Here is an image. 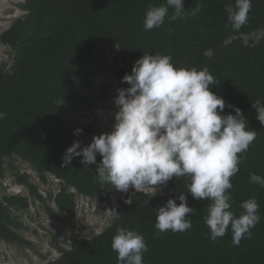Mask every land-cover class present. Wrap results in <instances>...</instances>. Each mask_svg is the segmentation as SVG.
Wrapping results in <instances>:
<instances>
[{
	"label": "trees",
	"instance_id": "obj_1",
	"mask_svg": "<svg viewBox=\"0 0 264 264\" xmlns=\"http://www.w3.org/2000/svg\"><path fill=\"white\" fill-rule=\"evenodd\" d=\"M164 2L23 0L19 4L23 15L0 33V44L11 57L0 62V111L6 113L0 120V181L10 173L31 196L43 201L28 174L16 170L13 160L19 159L42 182L48 174L59 181L54 203L60 211L74 212L76 194L110 202L104 197L110 188L98 182L95 165L83 166L75 157L71 165L61 167L65 149L74 140L86 146L96 129L70 116L106 99L108 84H94V75H111L127 88L121 78L130 74L133 63L144 52H159L170 55L177 67H207L218 81L210 90L238 107L248 127L256 131V139L242 154L239 172L231 178L230 192L237 215L241 203L255 196L260 222L239 246L232 244L231 230L212 241L204 222L209 201L194 200L187 193V177H173L153 197L148 189L117 197L114 216L99 235L71 238L69 248L42 264H118L111 248L117 227L144 236L148 246L144 264H264V187L249 182L252 173L264 177V113L252 107L258 99L264 102V0H252L248 22L238 31L232 30L225 10L234 0H184L189 11L198 3L203 8L186 20L166 17L161 27L146 31V11ZM251 35L258 38H244ZM105 49L116 52L112 64L103 63ZM228 113L234 111L225 107L222 115ZM77 128L82 132L74 135ZM179 194H186L189 206L196 209L190 216L192 228L157 235L153 210ZM27 199L0 195V241L28 244L17 232L21 223L13 215L14 209H27Z\"/></svg>",
	"mask_w": 264,
	"mask_h": 264
},
{
	"label": "clouds",
	"instance_id": "obj_2",
	"mask_svg": "<svg viewBox=\"0 0 264 264\" xmlns=\"http://www.w3.org/2000/svg\"><path fill=\"white\" fill-rule=\"evenodd\" d=\"M202 8L203 4L198 3L189 11L184 0H165L148 8L143 27L146 31L159 28L166 17L170 21L186 20ZM251 9L252 0H234V5H226L232 30L247 24ZM121 79L129 86L116 90L111 130L93 135L86 146L74 140L64 151L61 167H68L73 158L80 157L83 166H96L101 185L125 193L130 188H147L151 197L173 177H187V193L194 200L209 201L204 222L212 241L229 230L234 246L250 239L251 230L261 219L260 205L255 196L250 197L241 203L242 211L237 215L231 206L230 189L242 154L257 133L248 127L238 107L226 104L222 96L210 90L218 81L208 68L177 67L170 55L148 51ZM225 107L233 109L234 114L222 115ZM252 107L264 113V102L259 99ZM5 117L6 113L0 111V120ZM81 132L77 128L74 135ZM249 182L264 187V177L258 174H250ZM153 211L159 235L169 230H190V216L196 209L189 206L186 194H179ZM111 248L117 253L118 264H144L148 251L144 236L127 227L116 228Z\"/></svg>",
	"mask_w": 264,
	"mask_h": 264
},
{
	"label": "rangeland",
	"instance_id": "obj_3",
	"mask_svg": "<svg viewBox=\"0 0 264 264\" xmlns=\"http://www.w3.org/2000/svg\"><path fill=\"white\" fill-rule=\"evenodd\" d=\"M23 0H0V33L8 28L11 22L23 15L24 11L19 7ZM251 37L244 36V38ZM113 52L110 54V52ZM116 52L113 49L104 50V64H112ZM9 50L0 44V62L10 59ZM94 84L105 82L108 84L109 93L105 100L98 102L89 110L71 113L75 120L90 122L95 125V132L90 136L101 132H108L114 123L112 113L116 110L114 97L116 90L122 88L111 75L93 76ZM13 164L20 174L26 173L29 181L34 183L43 201L36 196H31L29 190L16 182V177L10 173L0 181V195H20L28 198L27 209L13 210V215L21 223L17 230L19 235L28 244L18 245L0 241V264H42L47 260H53L60 254V249L69 248L71 238L88 237L91 233L101 232L114 216V203L117 197H123L125 192L110 189L104 197L109 198L100 202L87 196L76 194L75 210L67 213L57 209L54 197L59 189V181L48 174L46 181L42 182L30 169L26 162L14 159ZM128 190V194L132 192ZM145 190V189H144ZM147 190V188H146ZM136 191V190H135ZM49 209L51 214L48 212Z\"/></svg>",
	"mask_w": 264,
	"mask_h": 264
}]
</instances>
